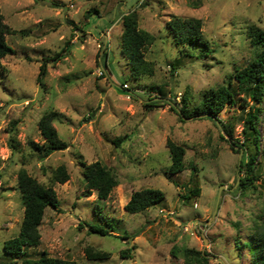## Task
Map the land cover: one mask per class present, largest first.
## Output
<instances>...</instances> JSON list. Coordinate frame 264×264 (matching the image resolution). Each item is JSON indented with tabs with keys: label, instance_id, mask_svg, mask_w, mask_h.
<instances>
[{
	"label": "rangeland",
	"instance_id": "1",
	"mask_svg": "<svg viewBox=\"0 0 264 264\" xmlns=\"http://www.w3.org/2000/svg\"><path fill=\"white\" fill-rule=\"evenodd\" d=\"M133 11L139 28L155 37L145 52L151 76L134 78L123 54V19ZM0 12L16 31L6 36L14 53L0 67V264H23L5 252L24 217L22 169L53 187L59 200L46 209L41 243L27 247L24 260L45 253L71 264H187L186 251L196 250L207 264H253L250 241L264 228V151L255 160L257 180L241 189L235 145L249 111L242 92L233 80L236 105L218 114L232 137L206 116L182 118L168 101L180 105L186 96L193 107L248 64L254 50L247 33L251 26L264 30V0H0ZM174 17L201 19L212 53L199 58L200 47L176 44L168 27ZM154 97L163 100L147 108ZM53 112V126L69 146L40 160L29 141L45 143L38 124ZM259 130L264 138V121ZM169 143L185 151L186 169L172 176ZM96 162L118 182L105 201L96 191L85 196L83 165ZM61 166L69 175L63 184L55 181ZM147 188L163 191L165 200L128 213L132 193ZM193 189L199 194L183 200ZM84 223L111 235L90 234ZM87 247L111 258L88 260Z\"/></svg>",
	"mask_w": 264,
	"mask_h": 264
},
{
	"label": "trees",
	"instance_id": "2",
	"mask_svg": "<svg viewBox=\"0 0 264 264\" xmlns=\"http://www.w3.org/2000/svg\"><path fill=\"white\" fill-rule=\"evenodd\" d=\"M92 14V12H90ZM201 19H181L174 17L168 23L169 29L176 38V44L184 45L190 48L200 47L198 57L208 56L212 53L208 43L203 38ZM16 34L5 22L0 12V67L2 60L13 54L14 50L6 42V36ZM248 38L254 50L253 58L248 64L236 71L234 76H230L227 86H221L212 89L203 95L200 102L190 107V102L186 96H183L182 103L178 105L176 102L168 101L173 105L171 109L178 113L182 118H195L206 116L207 119L215 122L217 126L226 134L232 137L233 129L227 126L218 118V114L226 108L227 105L235 106L236 100L232 90L233 80L237 83L238 89L243 94L244 107L249 108L244 119L242 120L243 141L239 148L242 154L239 169L244 176L239 180V187L247 189L257 180L255 176V160L261 151H264V138L259 130L260 124L264 121V30L251 26L248 29ZM122 50L127 57L131 66L132 76L140 78L141 76H151L154 74L153 64L146 60L145 52L147 47L154 43L155 37L140 29L137 13L133 11L124 16L123 33H122ZM58 60L60 55H55ZM105 58L108 52L104 53ZM47 75V63L40 66L38 75V83L42 85ZM160 98H149L146 104L147 108L158 107L162 101ZM251 103V105H250ZM55 113L45 114L39 121L38 127L41 135L45 139V143L40 145L34 141H29L30 149L38 153L39 159L44 160L52 153L64 151L68 148V144L59 138L58 132L53 126ZM118 143V142H115ZM253 146L255 153L249 155L247 146ZM172 165L170 166L169 175H175L186 169L184 163V149L174 143H169ZM83 177L85 181L86 195H91L92 191H96L99 200H107L113 189L118 185L114 175L106 169L101 163L96 162L91 165H83ZM69 180L66 168L61 166L55 174V181L65 183ZM18 189L22 196L24 204V217L20 227L19 234L5 242V252L14 261L22 260L23 264H71L58 258H52L45 253L37 260H24L25 250L27 247L39 246L41 243V234L39 227L42 223L45 211L48 207L57 208L59 200L53 187H46L40 184L37 179L32 177L26 170L22 169L18 173ZM188 195H183L182 199H189L192 195H198V189L188 190ZM165 200V194L158 189H142L132 193L125 209L130 214H137L149 208H152ZM88 227L90 234H98L100 236H109L110 231L98 224L84 223ZM122 240H131V237L125 235L120 237ZM251 250L253 264H264V228L251 238ZM88 260L106 261L111 258L110 253L105 251H97L92 247L85 249ZM129 254V250L121 253ZM205 253L196 250H187V264H207ZM195 262V263H193Z\"/></svg>",
	"mask_w": 264,
	"mask_h": 264
},
{
	"label": "built area",
	"instance_id": "3",
	"mask_svg": "<svg viewBox=\"0 0 264 264\" xmlns=\"http://www.w3.org/2000/svg\"><path fill=\"white\" fill-rule=\"evenodd\" d=\"M0 185H1V183H0Z\"/></svg>",
	"mask_w": 264,
	"mask_h": 264
}]
</instances>
